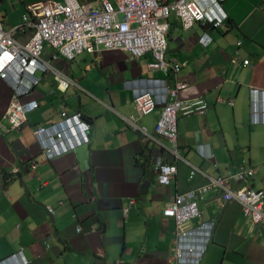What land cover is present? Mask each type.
<instances>
[{"label":"crops","instance_id":"obj_1","mask_svg":"<svg viewBox=\"0 0 264 264\" xmlns=\"http://www.w3.org/2000/svg\"><path fill=\"white\" fill-rule=\"evenodd\" d=\"M37 1L48 0H0L3 27L20 22L27 5ZM197 1L219 14L213 0ZM221 6L227 30L200 24L184 30L175 16L169 18L166 56L187 84L182 93L209 102L203 115H178V153L197 166L204 158L196 146L204 144L216 162L209 174L224 175L244 164L255 168L254 176L232 187L264 190V125L249 122L250 89L264 87V1L224 0ZM203 31L212 38L207 46L198 42ZM50 53L53 49L45 47L43 56L74 83L60 91L52 75L38 73L39 81L27 96L38 106L27 113L21 130L0 132V261L23 247L29 264H173L174 255L169 253L174 222L163 215V206L205 178L199 172L190 174L189 165L178 161L171 184L156 183L152 160L156 144L143 132H154L161 106L139 116L132 101L139 90L162 93L170 77L148 71L151 53L128 59L119 50L82 52L71 61L52 59ZM233 53L239 62L248 59L249 64L231 63ZM9 91L0 78V123L5 126ZM62 104L69 112L79 109L84 114L90 140L73 151L44 158V143L35 139L32 128L61 119ZM130 115L140 129L127 125L125 117ZM15 167L23 170L2 183L3 174ZM144 181L149 185L142 193ZM44 205L54 210L52 220ZM198 207L201 213L193 225L216 223L200 264H264V228L252 223L237 203H223L221 191L212 188L198 199ZM77 224H95V231L78 233Z\"/></svg>","mask_w":264,"mask_h":264},{"label":"built area","instance_id":"obj_2","mask_svg":"<svg viewBox=\"0 0 264 264\" xmlns=\"http://www.w3.org/2000/svg\"><path fill=\"white\" fill-rule=\"evenodd\" d=\"M171 14L180 20L183 29H189L194 23L202 26H208L209 23L213 26L220 24L210 8L202 6L197 0H48L27 5L21 21L8 30L4 29L0 18V78L10 83L12 88L4 113L8 125L0 123V130L20 129L26 121L27 111L37 105L34 100L22 101V96L29 93L37 80L29 74H34L37 70L51 74L61 91L74 83L66 71L54 67L42 58L45 45L56 51L53 58L62 57L66 60H73L84 51L98 53L102 50L119 49L131 58L150 51L153 60L147 64V68L163 70L171 66L165 60L166 31ZM28 30L30 32L26 39L20 40L18 36L25 35ZM179 83L168 90L170 100H162L163 107L155 124V132L170 141L175 139L177 111L183 105L178 97V89L183 85ZM133 102L138 115L151 112L157 103L152 93L147 90L137 92ZM59 115V121L49 126L38 125L33 129L35 139L44 143V158L83 143L81 137L77 136V127L84 126L81 122L82 113L79 110L69 112L62 104ZM125 119L130 126L140 129L133 116ZM143 134L146 139L159 142L154 135L145 132ZM48 146L53 150L49 151ZM170 151L176 154L174 149ZM154 169L158 183H170L174 166L156 163ZM245 173L249 175L252 171L244 170L241 166L234 175L207 176L208 183L198 188V191L177 193L172 200L165 202L163 213L174 219L176 230H183V224L200 214L196 198L202 197L201 192L211 187H219L223 190V201L238 203L242 213L252 223H260L264 227L263 191L251 187H229L228 178L242 179ZM131 203L132 200L129 201ZM127 209L123 208L124 214ZM207 225L211 227L212 221L201 223L199 228L204 229ZM77 230H80L79 226ZM198 230L194 233H199ZM182 234L187 235L188 232L182 231ZM204 234L209 235V232L205 231Z\"/></svg>","mask_w":264,"mask_h":264},{"label":"clouds","instance_id":"obj_3","mask_svg":"<svg viewBox=\"0 0 264 264\" xmlns=\"http://www.w3.org/2000/svg\"><path fill=\"white\" fill-rule=\"evenodd\" d=\"M79 2H88L90 0H78ZM224 1V0H213V2L215 3V5L218 7L219 9V14H214V16H216L217 19H219V22L220 24L218 26H213L211 23L207 24L208 26H202L200 23H194L193 25L195 24H200L203 28H215L217 29L218 27H221V26H224L225 30L228 29V24L225 25L226 22H223V19H225L227 17V14L223 11L222 9V6H221V2ZM264 1V0H262ZM37 2H40V1H37ZM34 3V2H32ZM30 3V4H32ZM29 5V4H28ZM176 17V16H175ZM177 18V17H176ZM178 19V18H177ZM179 20V19H178ZM3 21V20H2ZM180 22V20H179ZM19 23V22H18ZM181 24V23H180ZM192 25V27H193ZM182 27V25H181ZM191 28V27H190ZM189 28V29H190ZM5 29V28H4ZM8 30V29H6ZM168 30L169 28H167V31H166V41H167V35H168ZM184 30H188V29H184ZM30 32V30H28L27 32H25V35L28 36V33ZM204 35V38H202V36ZM20 36H23V35H19L18 38ZM202 38V39H201ZM203 39H205L206 41H204ZM212 41V38L211 36L208 34L207 31H203L199 36H198V42L200 45L202 46H207L210 42ZM238 44H240V41L238 42ZM168 46V44H167ZM45 47H50L52 48L51 46L49 45H45L44 48H43V53H44V49ZM53 49V48H52ZM119 50V49H118ZM103 51V50H102ZM100 51V52H102ZM120 52L126 54V56L128 57V59H138L140 57H142L143 55H145L146 53H151L150 51L144 53L143 55L137 57V58H131L128 56L127 53L119 50ZM86 52V51H84ZM98 52V53H100ZM166 52H167V49H166ZM43 53H42V58L46 59L44 56H43ZM56 51L53 49V53H50L49 57L52 58V59H56V58H53V55H55ZM88 53H91V52H88ZM81 54V53H80ZM152 54V53H151ZM79 55V54H78ZM153 56V55H152ZM59 58V57H57ZM61 58V57H60ZM64 59V58H63ZM75 59V58H74ZM73 59V60H74ZM230 61L231 63H239V64H242V66H246L247 64H249V60L248 59H243L239 62L238 60V55L237 53H233V56H231L230 58ZM48 60V59H46ZM66 60V59H65ZM153 60V58H152ZM151 60V61H152ZM165 60L169 63H171V66L167 67V69H159V70H149L148 68V71L150 72H154V71H160L162 73H164L165 75H168L170 77V82L168 81V85L166 86H163L162 87V90L163 92L158 94L157 91L155 92L154 88H151V89H144V90H147L149 92L152 93V96H153V99L155 100V102H157L153 108L152 111L155 110V107L160 105V111H159V114H158V118H159V115L161 113V110H162V107H163V103H162V100L164 99L165 101H169L170 100V97L168 95V90L170 88H174L176 83L177 82H180L179 84H182L183 87L179 88L178 89V97L179 99H181L183 101V105L178 109L177 111V117H176V129H175V139L174 141H170L168 140L167 138H165L164 136L158 134L155 132V124L158 120V118L156 119V122L154 124V132L153 133H149L151 135H154L159 142H155L151 139H147L149 142H152L154 144H156V149L155 151L153 152V171H154V174H155V180H156V173H155V169H154V166L156 165V163H162V164H168V165H171V166H174V171L171 173V178H170V183L165 185V184H161V183H158L157 180H156V183L158 185H161V186H169L174 178V176L176 175L177 173V163L178 161H184L186 162L189 167H190V174H194L195 172H199L200 174L203 175V177L205 178V182L199 186H197L196 188L194 189H191V190H187L185 192H181L178 194H182V193H186L188 191H198V188L204 186L205 184L208 183V177L207 176H210V177H217V176H228V175H234L236 174V172L240 169V167L244 164H241L240 167L237 168V170L233 171V172H227L226 174L224 175H211L208 173V170H210L212 168V166H215L216 165V162H213L214 161V157L213 155L211 154L210 151L206 150L204 151V144H199L198 146H196V151L199 153V155L201 157H203L204 159L201 161V163L197 166L195 165H192L190 164L186 159H184L179 153H178V143H177V135H178V115L181 114L183 116H187V115H191V114H204L206 109L209 107V102L206 101L203 97L201 96H194V97H188V96H185L183 95V90H185L187 88V84L179 77V71L178 69L173 65V61L166 58V53H165ZM50 62V60H48ZM71 61V60H69ZM149 61V62H151ZM147 62V64L149 63ZM51 63V62H50ZM147 64H146V67H147ZM53 65V64H51ZM54 66V65H53ZM55 67V66H54ZM57 68V67H56ZM60 69V68H58ZM38 73H45L41 70H37L35 71L34 74H29L31 75L32 77L34 78H37L36 82L33 83V85L31 86V88L29 89V93L23 95L22 97V101L23 102H28V101H32L34 99H27V96H29V94L31 93L33 87L35 84L38 83L39 81V75ZM46 74V73H45ZM51 75V74H50ZM177 76V77H175ZM53 77V76H52ZM176 78V79H175ZM3 79V78H2ZM72 79V78H71ZM148 80H151V79H148ZM6 81V80H5ZM153 81V80H151ZM7 82V81H6ZM8 83V82H7ZM56 83V82H55ZM9 85V88H10V91H9V101H10V96H11V91H12V88H11V85L10 83H8ZM57 88V86H56ZM156 88V87H155ZM58 89V88H57ZM59 90V89H58ZM157 90V88H156ZM61 91V90H60ZM65 91V90H64ZM140 91H143V90H139L137 92H140ZM251 91V98H250V110H249V122L252 124V125H264V87H251L250 89ZM135 92L134 95L137 93ZM134 97V96H133ZM9 101H8V104H9ZM35 101V100H34ZM133 101V99H132ZM36 102V101H35ZM224 102V101H223ZM227 102V105L229 104H232L231 101L227 100L225 101ZM224 102V103H225ZM36 106H34L33 108L29 109L27 111V113L33 109H35L37 106H38V103L36 102ZM134 104V102H133ZM8 106V105H7ZM7 109V107H6ZM5 109V111H6ZM134 109L136 111V108H135V104H134ZM74 110H79V109H74ZM80 111V110H79ZM81 112V111H80ZM149 112V113H151ZM5 113V112H4ZM4 113H3V119L6 120L4 118ZM27 113H26V121L25 123L27 122ZM82 113V112H81ZM137 113V111H136ZM147 113V114H149ZM138 115V113H137ZM146 115V114H144ZM82 119H81V122L83 123L84 126H81V127H77V136L81 137L83 143L80 144V145H76L75 148L73 149H69L66 152H70V151H73L75 150L76 148H78L79 146L81 145H84V144H87L89 143V140H90V123L88 122V120H86L84 114L82 113ZM130 116H133V115H130ZM139 116H142V115H139ZM129 117V116H127ZM134 117V116H133ZM126 118V117H125ZM135 118V117H134ZM136 119V118H135ZM60 120V119H59ZM57 120V121H59ZM7 121V120H6ZM55 121V122H57ZM127 122V121H126ZM25 123L23 124V126L25 125ZM51 123H54V122H51ZM49 123V124H51ZM49 124L47 125H42V126H49ZM7 125H8V121H7ZM6 125V126H7ZM128 126H130V124L127 123ZM22 126V127H23ZM38 126V125H36ZM36 126H34L32 129H34ZM22 127L20 129H12V130H21ZM131 128H133L132 126H130ZM82 128V129H81ZM136 130V128H133ZM11 130H8V131H1L2 133H6V132H9ZM148 133V132H146ZM85 139V140H84ZM146 139V138H145ZM170 149H174L176 154L172 153L170 151ZM63 153V152H61ZM59 153V154H61ZM58 155V154H56ZM54 155V156H56ZM53 157V156H52ZM52 157H49L48 159H51ZM203 165H205V168H203ZM32 168H35L36 165L32 164L31 166ZM244 168V170H251L252 171V174H244V177L242 179H234V178H228V184H229V187L232 188V189H238V188H243V187H250V186H242V187H232V184L234 183H239L241 181H243L244 179L246 178H250L252 177L253 173L255 172V170L252 169V167H249V166H242ZM23 170L22 168H19V167H15L14 169H11V173L7 174L6 175V181L9 182L10 180H12L16 175L15 174H20V171ZM203 172H202V171ZM3 183V182H2ZM212 188H217L221 191V198H222V192L223 190L220 189L219 187H211L209 188L208 190L206 191H203L201 192L202 194V197H203V194H205V192L209 191L210 189ZM253 188V187H251ZM254 189H258V190H262L263 191V194H264V190L263 189H260V188H254ZM177 194V193H176ZM202 197H197L196 198V202H197V207H198V199L202 198ZM173 199V198H172ZM171 199V200H172ZM264 199V198H263ZM223 200V198H222ZM130 201V200H129ZM170 201V200H169ZM224 202H228V201H223ZM236 203V202H235ZM238 204V203H237ZM239 205V204H238ZM45 206V205H44ZM240 206V205H239ZM46 208V211L49 213V214H53L54 210L50 207V206H45ZM163 209H164V206H163ZM199 209V207H198ZM241 209V207H240ZM242 211V210H241ZM122 212H123V209H122ZM162 213H163V210H162ZM201 213V211H200ZM124 214V213H123ZM164 216H167L163 213ZM200 216V214H199ZM199 216H196V217H199ZM53 217V215H52ZM167 217H170L172 218L171 216H167ZM192 218L190 219L187 223L183 224L182 225V229L183 230H176L175 229V221L173 219V222H174V228L172 229V239H171V242H173V248L171 249L170 254H173V258H170V260L173 261V264H200L201 262V259L202 257L204 256V253L206 251V248L209 244V242L211 241L212 239V230L215 226V221L211 220L212 221V225L211 227H205L204 229L202 228H199L200 224L199 225H193L192 221L196 218ZM249 220L250 218L247 217ZM251 221V220H250ZM205 222H208V221H205ZM204 222V223H205ZM203 223V222H202ZM256 224V223H254ZM257 224H260V223H257ZM262 225V224H260ZM80 227V230H77V227ZM263 227V225H262ZM264 228V227H263ZM199 229V233H194L195 230ZM75 230L76 232L80 233H89V232H92V231H95V224H90L88 226H84L82 224H77L75 226ZM182 231H187L188 234L187 235H184L182 234ZM205 231H208L209 232V235H205L204 232ZM60 238V237H59ZM62 243V242H61ZM46 245V248L49 247V244L45 243ZM11 258H15V261L13 263H11ZM31 262V260H29V258L26 256L25 252H24V248L21 247L19 248L13 255L3 259L0 261V264H29Z\"/></svg>","mask_w":264,"mask_h":264},{"label":"water","instance_id":"obj_4","mask_svg":"<svg viewBox=\"0 0 264 264\" xmlns=\"http://www.w3.org/2000/svg\"><path fill=\"white\" fill-rule=\"evenodd\" d=\"M148 182L147 181H144L141 185H140V191L142 193H145L147 191V187H148ZM49 214V213H48ZM49 218H51V220L53 219L52 215L49 214ZM59 241V240H58ZM60 242V241H59Z\"/></svg>","mask_w":264,"mask_h":264},{"label":"trees","instance_id":"obj_5","mask_svg":"<svg viewBox=\"0 0 264 264\" xmlns=\"http://www.w3.org/2000/svg\"><path fill=\"white\" fill-rule=\"evenodd\" d=\"M166 58H168L167 56H166ZM156 108V107H155ZM149 151V150H148ZM142 166H144V164H142ZM241 166V164H239L237 167H240ZM242 166H244V165H242ZM245 167V166H244ZM253 170H255V168H252ZM256 171V170H255ZM254 174H255V172L253 173V175H252V177L254 176ZM4 176H3V183L6 185L8 182L6 181V172L3 174Z\"/></svg>","mask_w":264,"mask_h":264},{"label":"rangeland","instance_id":"obj_6","mask_svg":"<svg viewBox=\"0 0 264 264\" xmlns=\"http://www.w3.org/2000/svg\"><path fill=\"white\" fill-rule=\"evenodd\" d=\"M173 14L170 15V18H173ZM94 54V53H93ZM51 62V61H50ZM52 64V63H51ZM203 168H205V165H203Z\"/></svg>","mask_w":264,"mask_h":264}]
</instances>
